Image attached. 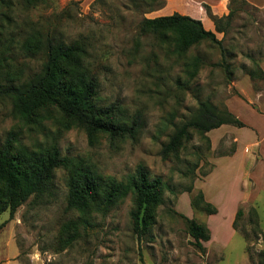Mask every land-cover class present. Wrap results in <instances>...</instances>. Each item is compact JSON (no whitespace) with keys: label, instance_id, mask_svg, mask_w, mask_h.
I'll use <instances>...</instances> for the list:
<instances>
[{"label":"rangeland","instance_id":"rangeland-1","mask_svg":"<svg viewBox=\"0 0 264 264\" xmlns=\"http://www.w3.org/2000/svg\"><path fill=\"white\" fill-rule=\"evenodd\" d=\"M231 10V23L224 20L218 31L214 19ZM174 12L201 19L221 43L203 42L179 53L172 37L141 30L144 18ZM8 14L9 19L0 17V34L11 68L24 78L42 70L44 53L26 52L24 44L49 28L67 42L83 38L99 103H121L142 117L144 126L136 141L112 143L107 133L90 136L53 106L42 109L37 122L18 120L5 98L0 99V148L15 133L17 146L41 150L56 144L63 155L122 181L144 165L167 187L153 210L154 223L140 237L131 219L133 193L109 210L83 215L67 207V171L59 168L51 193L30 197L14 216L9 209L0 212V264L264 262V74L258 72L264 71V0H39L30 7L15 0ZM251 70L258 72L255 77ZM204 101L232 111L246 126L228 124L206 135L192 129V139L164 158L171 134ZM200 190L217 213L209 214L202 204L194 207ZM183 215L210 228L204 251L193 244ZM70 221L77 231L69 229Z\"/></svg>","mask_w":264,"mask_h":264},{"label":"trees","instance_id":"trees-1","mask_svg":"<svg viewBox=\"0 0 264 264\" xmlns=\"http://www.w3.org/2000/svg\"><path fill=\"white\" fill-rule=\"evenodd\" d=\"M14 1L0 0L2 19H9V8ZM22 1L30 7L39 0ZM233 16L234 10H231L227 16L215 18L217 30L222 31L223 21L229 24ZM141 30L162 39L172 37L179 53H186L191 47L203 42L221 43L217 33L206 28L201 19L179 12L146 17L141 23ZM2 36L0 34V99L11 100L14 118L27 123L37 122L41 110L53 106L77 126L84 128L90 136L97 132L107 133L112 143L123 138L135 141L138 139L144 126L142 117L130 114L127 108L118 102L109 105L99 103L97 77L86 65L85 39L67 42L50 28L46 33L40 32L38 38L30 39L24 44V48L26 52L33 54L39 51L44 53L43 68L36 75L24 78L21 71H15L10 63L6 62L8 56L5 55L4 49L8 48V45L2 40ZM11 49L12 44L9 51ZM196 61H199V58ZM258 72L264 74L261 68ZM258 72L251 70L249 73L251 77H255ZM195 74L196 72L193 76ZM223 124L246 126L232 111L220 110L207 101L201 102L194 116L171 134L163 147V157L166 158L176 151L183 140H191L192 129L206 135ZM205 138L210 146V137ZM17 142V135L11 133L0 148V212L9 209L11 216H14L30 197L41 198L51 193L56 171L65 168L68 186L67 207L70 210H76L83 215L92 209L106 211L133 193L134 208L131 211V219L134 232L140 237L149 232L154 223L153 210L164 200L167 186L160 177L151 178L144 165H139L127 181H122L105 176L83 160L63 155L56 144L35 150L27 146H17ZM192 204L196 208H200L202 204L209 214L218 211L215 205L206 201L201 190L193 198ZM241 215L242 209H239L234 225ZM183 216L188 231L194 238L193 244L204 251V242L211 238L210 228L205 223ZM252 223L255 230H258L260 224L256 212ZM68 225L69 229L78 230L74 221H70Z\"/></svg>","mask_w":264,"mask_h":264},{"label":"crops","instance_id":"crops-1","mask_svg":"<svg viewBox=\"0 0 264 264\" xmlns=\"http://www.w3.org/2000/svg\"><path fill=\"white\" fill-rule=\"evenodd\" d=\"M167 1H171V0H167ZM259 4V3H258ZM226 125H228V124H223L222 126H220L221 128H224ZM224 126V127H223ZM221 128H216L215 130H219V129H221ZM214 129L213 130H211V131H215ZM259 139H257L256 140V142H255V144H259ZM235 155V154H234ZM216 165H217V163H216ZM212 173V172H211ZM210 175V174H209ZM209 175L207 176V178L209 177ZM206 193V192H205ZM207 196V195H206ZM208 198V197H207Z\"/></svg>","mask_w":264,"mask_h":264}]
</instances>
